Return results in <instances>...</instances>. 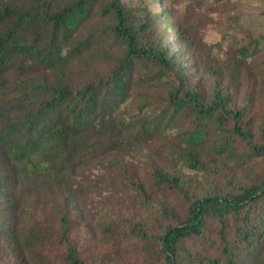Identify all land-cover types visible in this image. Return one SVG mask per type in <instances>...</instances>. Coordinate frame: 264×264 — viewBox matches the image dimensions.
<instances>
[{
  "label": "trees",
  "instance_id": "obj_1",
  "mask_svg": "<svg viewBox=\"0 0 264 264\" xmlns=\"http://www.w3.org/2000/svg\"><path fill=\"white\" fill-rule=\"evenodd\" d=\"M149 1L0 0V264H264V35Z\"/></svg>",
  "mask_w": 264,
  "mask_h": 264
},
{
  "label": "rangeland",
  "instance_id": "obj_2",
  "mask_svg": "<svg viewBox=\"0 0 264 264\" xmlns=\"http://www.w3.org/2000/svg\"><path fill=\"white\" fill-rule=\"evenodd\" d=\"M149 4L151 11L169 6L173 17L187 14L192 23L202 19L199 36L205 46H212V54L221 57L230 55L243 38L245 42L249 37L264 35V0H162ZM101 192L105 196L107 189Z\"/></svg>",
  "mask_w": 264,
  "mask_h": 264
}]
</instances>
